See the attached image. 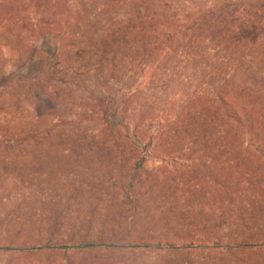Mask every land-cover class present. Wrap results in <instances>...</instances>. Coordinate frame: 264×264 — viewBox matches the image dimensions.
Segmentation results:
<instances>
[{
    "label": "rangeland",
    "instance_id": "374dc122",
    "mask_svg": "<svg viewBox=\"0 0 264 264\" xmlns=\"http://www.w3.org/2000/svg\"><path fill=\"white\" fill-rule=\"evenodd\" d=\"M221 1L0 0V247L120 245L0 251V264H264V157L173 124L224 83L248 80L264 103L259 45L150 60L110 31Z\"/></svg>",
    "mask_w": 264,
    "mask_h": 264
},
{
    "label": "trees",
    "instance_id": "16d2710c",
    "mask_svg": "<svg viewBox=\"0 0 264 264\" xmlns=\"http://www.w3.org/2000/svg\"><path fill=\"white\" fill-rule=\"evenodd\" d=\"M110 31L116 34L118 43L129 46L135 57L144 56L150 60L160 57L166 60L170 55L178 54L180 48L182 53L189 54L191 49L198 53L207 45L215 46L218 54L233 57L241 46L257 44L261 50L260 56L264 57V0H224L212 4L202 12L189 13L176 21L164 14L142 11L134 19L123 21ZM119 53L117 55H120ZM162 63H157L152 70L161 68ZM152 70L150 69V72ZM249 76L251 73L247 75ZM262 97L260 88L258 89L256 84H250L248 80L239 94L224 83L215 89L211 98L196 97L192 103L180 107L181 110L173 124L176 125L174 127L180 128L183 137L194 138V144H202V147H208L214 142H222L232 147L247 144L254 152L264 157ZM203 102L205 103L202 104ZM150 139L156 140V145H159L164 135L158 130ZM137 149L139 155L136 157L142 159V150ZM200 246L191 244L188 247L169 248L189 251ZM93 247L119 248L120 245L39 243L4 245L0 247V251L31 254L45 250L77 251Z\"/></svg>",
    "mask_w": 264,
    "mask_h": 264
}]
</instances>
